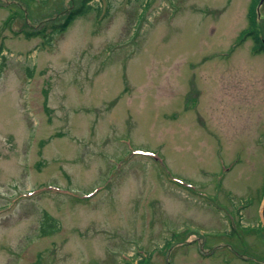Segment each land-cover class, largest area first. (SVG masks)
Segmentation results:
<instances>
[{
	"label": "rangeland",
	"instance_id": "1",
	"mask_svg": "<svg viewBox=\"0 0 264 264\" xmlns=\"http://www.w3.org/2000/svg\"><path fill=\"white\" fill-rule=\"evenodd\" d=\"M82 1L0 0V264H264V0Z\"/></svg>",
	"mask_w": 264,
	"mask_h": 264
},
{
	"label": "trees",
	"instance_id": "2",
	"mask_svg": "<svg viewBox=\"0 0 264 264\" xmlns=\"http://www.w3.org/2000/svg\"><path fill=\"white\" fill-rule=\"evenodd\" d=\"M87 1L88 0H83L82 4L79 7H77L76 9H74L72 11H70L67 14V18L63 22L53 25L51 27L52 34L55 33V32H61V31L65 30V28L68 26L69 22H71L77 16L86 13L91 8L90 5L87 4ZM249 30H251V31L250 32H246V35L252 36L251 38L254 40L255 46H257V50L258 51H260V50L264 51V45L257 38L256 33H254V31H252L253 30L252 28H250ZM38 33H40V32H36V33H33V34H38ZM51 36H52L51 34L48 36V39H49L48 41L49 42H50ZM57 228H58L57 224L53 220V218L50 215L45 213L43 221H42V225H41V233L42 234H48L50 232H53V231L57 230Z\"/></svg>",
	"mask_w": 264,
	"mask_h": 264
},
{
	"label": "water",
	"instance_id": "3",
	"mask_svg": "<svg viewBox=\"0 0 264 264\" xmlns=\"http://www.w3.org/2000/svg\"><path fill=\"white\" fill-rule=\"evenodd\" d=\"M261 217H262V220L264 223V201H263V205H262Z\"/></svg>",
	"mask_w": 264,
	"mask_h": 264
}]
</instances>
